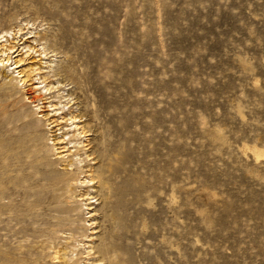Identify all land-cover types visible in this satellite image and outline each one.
I'll return each mask as SVG.
<instances>
[{"label": "rangeland", "instance_id": "obj_1", "mask_svg": "<svg viewBox=\"0 0 264 264\" xmlns=\"http://www.w3.org/2000/svg\"><path fill=\"white\" fill-rule=\"evenodd\" d=\"M0 35V264L82 245L106 248L94 264H264V0H0ZM23 45L94 131L89 201L10 66Z\"/></svg>", "mask_w": 264, "mask_h": 264}, {"label": "bare ground", "instance_id": "obj_2", "mask_svg": "<svg viewBox=\"0 0 264 264\" xmlns=\"http://www.w3.org/2000/svg\"><path fill=\"white\" fill-rule=\"evenodd\" d=\"M3 36L0 35V57L6 56L4 59H0V64L3 65L4 62L6 64L9 62L11 57L6 54L9 49L2 48L3 45H1L2 42H5V40H1ZM24 44V43H23ZM31 44V43H30ZM32 45V44H31ZM35 45V44H33ZM24 46V45H23ZM39 46V45H38ZM38 46H28L25 45L22 49H26L24 54L25 57L22 56L20 58H16V60L13 61L10 66L13 65V69H18L16 72L17 76L21 78V81L23 84H26L30 87L29 91L27 93L29 94V97L26 96L27 102H41V106L36 105V108L41 112L40 118L43 119V122L46 124L48 130L50 132L54 133V141L56 143L57 151V158L60 159V164L63 167L64 170V177H63V191L64 193L72 192L74 194L76 190L79 187H89L93 185V181L97 180L95 184L97 183V189L104 188V185L100 179V176L96 174L94 171V167L90 164H85V161H94L97 160L96 157H93L94 151L93 147H97L98 145L93 146L94 138L91 140L87 138L89 132H94L89 128L87 123H83L81 121L82 116L76 115L73 111H70L68 109L67 113H64L62 108H60L59 103H55V101H52L51 90L55 89L53 87V82L47 81L49 78L45 74V71L43 70V67L36 63L37 61L41 60V57H46V51L43 50V48L36 49ZM37 54L35 56L40 57L39 60H37L35 63L30 59V56L32 54ZM33 54V55H34ZM45 56V57H44ZM41 63V62H40ZM45 91L44 95L41 94V91ZM38 94L33 95V94ZM65 105V104H64ZM63 105V107H64ZM47 108V109H46ZM70 108V107H69ZM69 122V123H68ZM74 126L71 130H64L67 127ZM62 131L60 133H56ZM60 136H57L59 135ZM68 134H71L66 139V136ZM85 137V140L82 141L81 139ZM75 144L73 146H70L71 144ZM86 143V144H84ZM80 144H84L83 147H88L87 149L80 150L79 147H77ZM92 144V145H91ZM76 147V148H75ZM78 150L83 151L81 155H85V159H78L73 160L72 157L78 156ZM79 155V156H81ZM98 191V190H97ZM90 193L88 191H85L83 193L76 192L75 197L79 201H89L92 199L90 197ZM87 206L90 205L89 203L86 204ZM89 209V207H88ZM90 226V225H89ZM88 242V240H87ZM90 242V240H89ZM83 248L82 252H77L74 254L73 252L68 253L66 251V248H60L57 252L54 253L52 259L54 263L56 264H74L76 261H78L79 257L82 258L83 264H94L96 261L93 260L91 253L97 254L101 257L99 261H103L105 255L107 254V250L104 246H86L82 245ZM93 251V252H92ZM98 261V262H99ZM97 263V262H96Z\"/></svg>", "mask_w": 264, "mask_h": 264}]
</instances>
